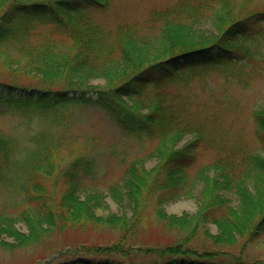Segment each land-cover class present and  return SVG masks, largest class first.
<instances>
[{"label":"trees","instance_id":"obj_1","mask_svg":"<svg viewBox=\"0 0 264 264\" xmlns=\"http://www.w3.org/2000/svg\"><path fill=\"white\" fill-rule=\"evenodd\" d=\"M253 1L181 0L151 11L143 22L106 29L93 12L103 10L109 0H0V117L19 115L28 122L38 118L54 123L62 119L61 110L90 104L102 109L128 136L151 145L150 153L134 157L120 182L109 187L122 215H103L97 213L107 205L94 178V159L75 146L74 137H55L36 129L30 137L34 145L20 148L16 138L0 128V187L17 186L23 196L13 218L0 210V247H50L66 230L89 228L114 231L118 240L73 248L55 244L52 251L57 257L41 262L255 264L205 244H226L221 239L225 234L231 246L238 237L264 233V106L251 111L258 147L231 144L222 133L210 132L177 90L179 84L221 67L229 68L228 76L237 77L232 70L242 67V61L251 62L249 77L261 73L263 56L257 58L245 47L264 23V9ZM201 24H210L215 32L201 35L195 28ZM151 39L159 45L151 46L153 53L148 52ZM148 55L153 57L146 60ZM12 64L15 72L8 71ZM36 75L50 88L27 89L13 83L15 77ZM6 77L12 82L4 81ZM101 77L105 87L86 85V80ZM52 85L61 87L52 89ZM201 148L212 152L206 165L216 175L204 177L202 208L192 222L182 225L186 218L166 214L164 206L192 190L189 171L197 166ZM148 159L156 161L149 169ZM249 181L255 194L247 187ZM226 193L241 199V216L226 209ZM221 217L228 229L219 237L209 236L197 225L218 224ZM18 221L26 232L15 226ZM154 227L175 233L178 239L146 244L144 239Z\"/></svg>","mask_w":264,"mask_h":264},{"label":"rangeland","instance_id":"obj_2","mask_svg":"<svg viewBox=\"0 0 264 264\" xmlns=\"http://www.w3.org/2000/svg\"><path fill=\"white\" fill-rule=\"evenodd\" d=\"M181 0H109L108 6L103 10L93 12L98 23H102L105 28L113 29L118 24H135L143 22L153 10H163L170 8ZM253 4H258L264 9V0H254ZM251 7V5H249ZM195 28L199 29L201 35H210L215 30L210 24H201ZM148 52H156L153 48L158 49L157 42L148 40ZM153 46V48L151 47ZM245 47L252 49L257 58L264 59V23L259 26L258 32L254 37L246 41ZM153 55L145 56L149 60ZM257 60H253L255 62ZM247 62V63H246ZM242 61V67H233L232 72L238 73L237 77H231L227 74L228 67H221L219 71L213 72L209 76L195 77L189 83H181L177 86L187 101L190 112L193 113L200 121H204L207 129L216 134L222 133L232 144L233 141L252 143L253 148L258 147L254 137V125L252 123L251 111L258 106H264V69L261 68V73L254 77H249L248 70L250 68L249 61ZM235 68V69H234ZM0 69L1 65H0ZM16 70V65L12 64L8 71ZM3 73V72H1ZM234 74V75H235ZM243 77L238 80L239 77ZM12 75H14L12 73ZM14 84L31 87H49L44 83L40 75L15 77ZM4 81L10 82V78H3ZM86 80V79H85ZM84 80V81H85ZM86 85L95 87H105L107 82L104 78H91L86 80ZM12 82V81H11ZM10 82V83H11ZM61 86L52 85V89L60 88ZM50 88V87H49ZM62 111V119L50 123L39 121L38 118H33V121L28 122L25 118L19 115H5L0 117V128L16 138L20 148H31L32 137L36 129L51 133L55 137L75 138V146L80 148L84 153L93 157L95 181L99 185V189L104 194V201L107 208L97 210L98 214L108 215L117 213L122 215L114 204L110 194L109 187L117 185L122 178V174L127 163L134 157H143L150 153L151 145L148 142L141 143L134 138L128 136L120 130L114 121L100 108L94 105L85 104L73 107H67ZM214 134H212L214 136ZM217 135V134H216ZM239 138V139H238ZM189 137L185 138V141ZM184 141V142H185ZM183 142V143H184ZM182 143V144H183ZM212 152L200 149L197 166H192L190 175L192 179V190L185 197H180L164 206V212L175 217L186 218L183 224H188L193 221L192 217L196 216L203 205V183L204 177L213 175L215 172L208 171V162L210 161ZM152 159V158H151ZM145 160L146 168H150L156 161L153 159ZM247 187L255 194V185L251 181L247 183ZM208 186V181L205 182V187ZM22 192L17 189V186L0 187V210L7 212L5 216H15L22 204ZM224 205L226 209L236 211L237 216H241L240 202L241 199L235 193H226L224 195ZM224 213L226 214L225 210ZM150 215V214H148ZM218 224L206 223L197 225L202 227L205 233L211 237H219L223 230L228 229L223 223H226L224 217H221ZM236 221V220H235ZM229 223V221H228ZM242 223V219L236 222L237 226ZM17 228L23 231L25 227L21 221L15 223ZM160 226V225H153ZM192 226V224L190 225ZM149 232V231H148ZM175 233L159 232V229L154 227L150 230L149 236L144 239L145 243L150 245H162V243H173L178 238ZM5 241L12 242V238L3 236ZM221 238V237H220ZM247 236L235 239V244H227V237L223 234L221 238L226 244L213 245L207 242L205 246L216 252L240 257L247 262L255 264H264V233L250 239ZM55 241L50 244V247H29V248H14L6 245L0 247V264H43V258L52 259L56 254L53 253L54 246L56 248H73L80 244L89 245H107L118 240V233L109 230L85 229L77 231L66 230L59 237L56 236ZM201 241V240H200ZM212 241V240H211ZM50 250L52 252H48ZM53 253V254H51ZM45 260L44 262L48 261Z\"/></svg>","mask_w":264,"mask_h":264}]
</instances>
